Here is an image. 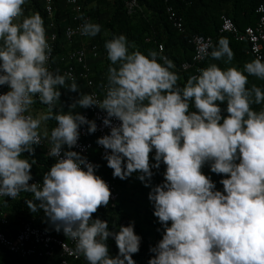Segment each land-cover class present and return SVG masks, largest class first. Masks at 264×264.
<instances>
[{
	"label": "clouds",
	"instance_id": "clouds-1",
	"mask_svg": "<svg viewBox=\"0 0 264 264\" xmlns=\"http://www.w3.org/2000/svg\"><path fill=\"white\" fill-rule=\"evenodd\" d=\"M25 3L0 0V89H7L0 91V198L31 194L29 210H42L87 264H136L142 238L134 222L110 229L94 218L109 206L111 189L96 175L99 165L75 150L82 128L98 130L77 109H99L109 131L96 143L113 177L135 173L151 187L161 239L149 248L147 264H264V107L253 108L264 105V89L248 86L250 76L264 81V61L243 70L210 63L181 84L172 60L156 50L130 51L134 46L119 34L104 43L110 64L102 95L81 92L70 72L50 70L44 20L26 16ZM80 19L82 36L101 33L99 23ZM205 52L226 65L234 59L226 39ZM61 89L78 93L67 112ZM37 102L45 110L34 114ZM41 145L55 162L42 182H31L36 161L26 157ZM161 165L163 181L152 186ZM206 165L222 177V189L204 173Z\"/></svg>",
	"mask_w": 264,
	"mask_h": 264
},
{
	"label": "trees",
	"instance_id": "trees-1",
	"mask_svg": "<svg viewBox=\"0 0 264 264\" xmlns=\"http://www.w3.org/2000/svg\"><path fill=\"white\" fill-rule=\"evenodd\" d=\"M264 0H170L175 6L178 13L183 17L184 31L177 29L169 20L166 11L165 0H80L83 5V15H87L89 20L101 25V33L93 38V41L99 44L100 58L95 59L93 66H96L94 76L96 87L100 88L105 81L107 69L110 61L107 60L104 43L111 39L114 35L123 34L127 37L130 45L134 48L131 50H139L147 54L150 50H156L161 55H165L172 60L175 71L180 77L179 83L183 84L187 78L191 76V70H183L181 65L183 62L192 61L195 54L193 44L189 42V38L193 34H202L213 38V47H215L220 39H226L230 48L234 53V59L231 64H224L223 61H215L207 56L201 63V67H207L210 63H216L220 68L236 67L243 70L247 62L258 59L250 52V43L248 41L238 40L236 35L231 32H221L222 17H230L239 30L242 32L249 25L256 24L258 20L257 7ZM24 7L25 15L30 16L39 14L44 20L45 28L49 24L50 18L45 12L43 0H26ZM55 30L58 34L56 47L53 54L52 71L63 73L67 66V60L63 57L68 50L76 47L78 38L73 41L70 46L66 37V28L71 22L72 10L67 4V0H55ZM159 44L164 45V50H159ZM212 50V49H211ZM264 61L263 57L260 59ZM78 71V70H77ZM78 82V81H77ZM257 85L264 89V81L255 77H249V87ZM102 88V87H101ZM61 102L63 110L66 112L68 105L74 100L66 93L65 89H61ZM43 106V105H42ZM264 105H253L254 110L259 111ZM83 109H80L82 111ZM49 131L55 126V121H49ZM48 151L43 146L36 147L35 154L26 157L30 161L34 159L36 163L32 167V175L42 182L45 172L55 162L54 158L48 156ZM97 152L93 151V155L97 157ZM27 155V154H25ZM100 166L104 174L114 179L118 198L115 202H110L108 207H101L94 214L102 220L109 223L110 229L115 227L118 229L120 225L127 226L130 222H134V228L141 240L140 251L133 256L136 264H147L152 253L149 248L154 246L160 239L161 233L157 231L160 224L153 215V206L148 199L151 187H145L144 184L137 179L134 173L130 178L121 180L114 178L112 169L107 167V162L99 160ZM165 168L161 165L159 170H153L154 176L151 185L155 186L163 181V172ZM206 175L211 176L216 182L217 189H222L219 184L221 176L211 173L206 165L203 169ZM31 199V194L21 193L16 200L11 198L0 199V231H3L9 238H15L22 224L31 219H36V225L48 229L52 234L59 236L69 242L62 232L54 231L46 222V217L42 211L32 213L25 200ZM9 207L10 213L4 210ZM5 212V213H4ZM15 212V213H13ZM4 220H7L4 223ZM110 254H117V247L113 239L108 240ZM3 255L0 261H6L10 264H60L61 255L55 253L53 256H39L37 254L23 256L18 252L10 251L7 246L0 244ZM69 264H87L83 256L78 259H70Z\"/></svg>",
	"mask_w": 264,
	"mask_h": 264
},
{
	"label": "built area",
	"instance_id": "built-area-1",
	"mask_svg": "<svg viewBox=\"0 0 264 264\" xmlns=\"http://www.w3.org/2000/svg\"><path fill=\"white\" fill-rule=\"evenodd\" d=\"M45 5V12L50 18L49 24L46 29V35L49 43L52 46V53L49 61V68L53 67V54L56 47V41L58 39L57 31L55 30V0H43ZM166 11L169 20L180 31H184L183 17L178 13L175 6L170 0H165ZM67 4L72 10L71 23L66 28V37L69 45L73 44V41L78 38L76 47L68 50L63 59L67 60V66L64 68L63 73L70 72L76 79V81L83 80L88 88V93L95 95H102V88L96 87L95 79L93 77V67L91 65V59L100 58L99 44L90 37L82 36L78 29L82 23L80 17H84L89 20L87 15H83V5L80 0H67ZM258 13V20L256 24L249 25L244 31H240L235 22L228 16H223L220 31L231 32L236 35L238 40L248 41L250 43V52L254 54L258 59L263 57L264 50V1L259 4L256 9ZM189 42L193 44L195 54L192 57V61L183 62L181 68L183 70H191V75L198 74L201 69V63L207 58V52H210L213 46V38L211 36H205L202 34H193L189 38ZM159 50H164V45L159 44ZM165 56V55H164ZM78 70V71H77ZM6 88L0 89V91H6ZM86 115L89 119H95L98 125V130L94 134H87L86 129H81V136L79 140L80 147L75 149L77 151L82 150V154L87 156L88 160L94 164H98L99 168L96 170V175L100 176L107 182L111 189V200L115 202L118 198L114 179L108 178L101 169L99 160L103 159L104 149L97 145L96 140L98 137L108 133L109 129L102 126L100 116L103 114L99 109H83L80 111ZM47 149L45 145H41ZM48 151V149H47ZM93 151L98 155L95 157ZM106 161V160H104ZM33 176V175H32ZM41 182L33 176V181ZM3 199V198H0ZM42 211V210H41ZM43 213V211H42ZM1 214V213H0ZM44 215V213H43ZM36 219L33 217L25 221L15 238H9L3 231H0V244L7 246L12 252H18L23 256H29L37 254L39 256H53L55 253L61 255L60 264H69L70 259L80 258V254L75 251V242H67L63 238L52 234L48 229L36 225ZM7 220H4L6 223ZM0 264H10L6 261H0Z\"/></svg>",
	"mask_w": 264,
	"mask_h": 264
},
{
	"label": "crops",
	"instance_id": "crops-1",
	"mask_svg": "<svg viewBox=\"0 0 264 264\" xmlns=\"http://www.w3.org/2000/svg\"><path fill=\"white\" fill-rule=\"evenodd\" d=\"M90 40H93V38H89ZM91 62H93L94 63V60L93 59H91ZM92 63V64H93ZM91 64V65H92ZM92 67H93V77L95 76V75H97L98 76V74L96 73V66H93L92 65ZM96 77V76H95ZM79 85H80V91L81 92H86V93H88V88H87V86L85 85V83H84V81L83 80H80V81H78L77 82ZM66 93L68 94V96H70V99L71 100H74L77 96H78V93H75V92H69V91H67L66 90ZM45 110V107L44 106H42L41 104H39L38 102L33 106V112H34V114L35 113H39V112H43ZM78 111H80V109H77ZM68 111V110H67ZM66 111V112H67ZM47 129L49 130V124H47ZM4 210L5 211H7L8 213H10L12 210H10V208L9 207H7V208H4ZM5 213V212H4ZM13 213H15V212H13ZM2 255H3V250H1V248H0V257H2Z\"/></svg>",
	"mask_w": 264,
	"mask_h": 264
}]
</instances>
